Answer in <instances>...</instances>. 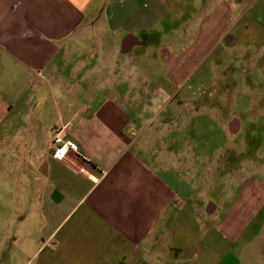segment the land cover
Returning <instances> with one entry per match:
<instances>
[{
  "label": "crops",
  "instance_id": "obj_1",
  "mask_svg": "<svg viewBox=\"0 0 264 264\" xmlns=\"http://www.w3.org/2000/svg\"><path fill=\"white\" fill-rule=\"evenodd\" d=\"M250 2L204 0L200 23L181 26L199 36V53L150 39L177 31L160 29L174 0H0L5 264L252 261L259 240L241 238L264 207L262 181L244 159L228 202L201 207L209 191L183 123L187 101L172 103L190 60L213 54ZM57 135L72 148L62 160Z\"/></svg>",
  "mask_w": 264,
  "mask_h": 264
},
{
  "label": "rangeland",
  "instance_id": "obj_2",
  "mask_svg": "<svg viewBox=\"0 0 264 264\" xmlns=\"http://www.w3.org/2000/svg\"><path fill=\"white\" fill-rule=\"evenodd\" d=\"M174 1L177 8L168 16L172 17L171 22L168 25L169 22L164 21L160 29L172 27L178 32L150 39L157 45L167 43L168 48L174 51L180 49L176 44L185 43L182 49L197 48L196 52L200 53V38L197 35L189 37L186 31L182 35L181 26L200 23L197 18L204 0ZM250 4L253 7L241 16L238 10L242 8H236L235 15L226 22L222 31L226 34L225 40L232 39L235 44L229 48L221 41L203 63L196 54L197 58L190 61L198 62L192 63L183 75L180 93L172 99L174 105L182 99L187 101L184 107L188 117H183V123L189 128L190 147L200 156L202 171L205 172L200 185L205 194L209 191L200 205L203 208L209 202L214 206L228 202L227 198L233 191L230 178L237 174L239 162L244 159L250 160L251 175L264 185L261 177L264 175V0H251ZM225 50L228 53L225 54ZM194 98H199V101H192ZM172 108L173 105H167L166 112ZM164 115L159 118L164 120L167 117ZM241 240H251L252 243L259 240L250 250L249 259L252 261L245 264H264V207ZM241 240L232 247V253L238 257L244 247ZM5 256L4 248L0 247V264H5Z\"/></svg>",
  "mask_w": 264,
  "mask_h": 264
},
{
  "label": "built area",
  "instance_id": "obj_3",
  "mask_svg": "<svg viewBox=\"0 0 264 264\" xmlns=\"http://www.w3.org/2000/svg\"><path fill=\"white\" fill-rule=\"evenodd\" d=\"M71 149L72 148L67 142H63L60 136H56L52 146V153L54 158H56L57 160H62ZM93 182H97V179H94Z\"/></svg>",
  "mask_w": 264,
  "mask_h": 264
},
{
  "label": "flooded vegetation",
  "instance_id": "obj_4",
  "mask_svg": "<svg viewBox=\"0 0 264 264\" xmlns=\"http://www.w3.org/2000/svg\"><path fill=\"white\" fill-rule=\"evenodd\" d=\"M198 38H199V36H198ZM199 40V39H198ZM197 42V41H196ZM196 42H195V44H196ZM222 42L225 44V46H228L229 48H231V46H233L234 44H235V41L234 40H232V39H226L225 40V38H223V40H222ZM226 53H228V52H226V50H225V54Z\"/></svg>",
  "mask_w": 264,
  "mask_h": 264
}]
</instances>
